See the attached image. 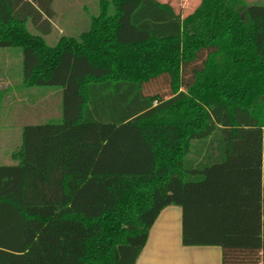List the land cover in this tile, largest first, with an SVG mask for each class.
Returning <instances> with one entry per match:
<instances>
[{
    "label": "trees",
    "instance_id": "trees-1",
    "mask_svg": "<svg viewBox=\"0 0 264 264\" xmlns=\"http://www.w3.org/2000/svg\"><path fill=\"white\" fill-rule=\"evenodd\" d=\"M55 0H0V48L23 84L63 92L59 123L22 130L0 165V264H136L168 206L183 244L264 264V5L101 0L78 39L50 47ZM133 29V28H132ZM164 86V93L150 90Z\"/></svg>",
    "mask_w": 264,
    "mask_h": 264
},
{
    "label": "rangeland",
    "instance_id": "rangeland-1",
    "mask_svg": "<svg viewBox=\"0 0 264 264\" xmlns=\"http://www.w3.org/2000/svg\"><path fill=\"white\" fill-rule=\"evenodd\" d=\"M181 16L190 14L200 0H164ZM101 0H55L57 18L48 34L38 31L29 22L30 32L41 35L50 47L58 44L62 37L78 39L87 32L93 17L99 15ZM135 0H128L119 32L121 41L143 39L145 34L134 28L128 19ZM251 5H264V0H244ZM133 28V29H132ZM23 50L0 48V165H13V153L20 147L22 130L28 125L59 123L62 120L63 92L50 87H26L23 84ZM151 92L164 93V86H156Z\"/></svg>",
    "mask_w": 264,
    "mask_h": 264
},
{
    "label": "crops",
    "instance_id": "crops-1",
    "mask_svg": "<svg viewBox=\"0 0 264 264\" xmlns=\"http://www.w3.org/2000/svg\"><path fill=\"white\" fill-rule=\"evenodd\" d=\"M182 232V208L179 206L164 208L152 225L146 245L136 264H222L221 247L185 246Z\"/></svg>",
    "mask_w": 264,
    "mask_h": 264
}]
</instances>
